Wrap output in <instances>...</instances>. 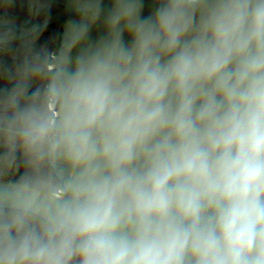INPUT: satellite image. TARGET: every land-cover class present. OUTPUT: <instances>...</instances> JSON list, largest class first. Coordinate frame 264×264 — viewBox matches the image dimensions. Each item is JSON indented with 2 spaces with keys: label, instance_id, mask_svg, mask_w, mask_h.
<instances>
[{
  "label": "clouds",
  "instance_id": "1",
  "mask_svg": "<svg viewBox=\"0 0 264 264\" xmlns=\"http://www.w3.org/2000/svg\"><path fill=\"white\" fill-rule=\"evenodd\" d=\"M55 7L0 0V264H264V0Z\"/></svg>",
  "mask_w": 264,
  "mask_h": 264
},
{
  "label": "flooded vegetation",
  "instance_id": "2",
  "mask_svg": "<svg viewBox=\"0 0 264 264\" xmlns=\"http://www.w3.org/2000/svg\"><path fill=\"white\" fill-rule=\"evenodd\" d=\"M56 7L53 10V21L52 24L48 30V33H46V36H52L55 34L56 28L58 25H60L63 22V19L67 13L63 11L64 8V0H55ZM40 43H44V38L41 39ZM8 63L11 64V60H8ZM4 83L3 81H0V88H3Z\"/></svg>",
  "mask_w": 264,
  "mask_h": 264
},
{
  "label": "water",
  "instance_id": "3",
  "mask_svg": "<svg viewBox=\"0 0 264 264\" xmlns=\"http://www.w3.org/2000/svg\"><path fill=\"white\" fill-rule=\"evenodd\" d=\"M106 2H107V0H106Z\"/></svg>",
  "mask_w": 264,
  "mask_h": 264
}]
</instances>
